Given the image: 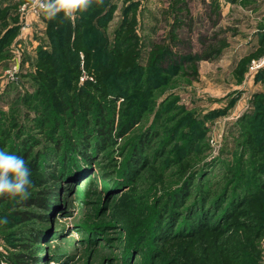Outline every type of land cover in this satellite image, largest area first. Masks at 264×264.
<instances>
[{"label":"rangeland","instance_id":"1","mask_svg":"<svg viewBox=\"0 0 264 264\" xmlns=\"http://www.w3.org/2000/svg\"><path fill=\"white\" fill-rule=\"evenodd\" d=\"M118 1L120 7L122 2L124 7L130 1L139 4L140 64L148 69L136 90L122 92L114 103L113 97L94 94L101 99L98 105L109 106L113 138L90 159L88 172L81 167L79 177L62 176L59 186L56 164L31 170L29 198L56 191L51 211L23 206L19 198L0 200V219L9 221L0 225V264H18L19 255L29 264H264V230L255 237L258 220L248 214L251 207L230 227L225 223L217 229L213 223L220 212H212L223 192L229 197L251 193L264 177V76L250 71L253 61L264 58L262 38L263 50L250 54L264 34V6L254 9L255 0H214L220 6L213 23L205 16L213 11L211 0ZM5 4L15 6L0 0V7ZM17 10L6 20V28L11 24L16 30L6 49L9 56L0 62V143L5 151L16 150L26 128L28 136L43 139L33 121L37 114H27L25 102L38 88L24 77L35 72L38 57L28 43L19 56L22 69L14 68ZM175 13L181 22L173 19ZM115 28L112 24L108 30L109 39ZM168 48L169 60L155 64L154 58ZM256 141L260 147L254 149ZM196 205L209 209L208 231L191 232L188 226L187 234L173 239L156 232V224L162 216L170 218L172 209L174 231L184 229ZM23 212L34 218L23 222ZM32 231L45 240L35 244ZM149 251H155L150 259Z\"/></svg>","mask_w":264,"mask_h":264},{"label":"trees","instance_id":"2","mask_svg":"<svg viewBox=\"0 0 264 264\" xmlns=\"http://www.w3.org/2000/svg\"><path fill=\"white\" fill-rule=\"evenodd\" d=\"M227 1L233 3L237 0ZM138 6V2L130 1L124 7L122 18L116 25L112 39H109L107 32L111 28L110 23L117 10V5L113 0H104L102 6L94 5L88 11L78 13L74 23L62 20V18L55 21L46 20L47 37L51 49L41 48L37 52L35 72L28 74L30 72L28 71L24 75L30 84L38 87L34 94L28 95L25 102L28 106L27 114L33 112L37 114L33 121L43 139L39 141V138L33 135L28 136L27 128L25 130L21 128L18 146L16 150L11 148L9 152L22 156L32 171L37 170L40 164L45 169L56 164L60 173L57 184L59 186L64 176L70 175L69 179H73V177L80 176L81 167L91 168L90 159L101 150L100 146L104 148L105 144H109L113 138L112 126L108 124V113H106L109 106L106 102L104 105H98L101 99H95L94 94L100 95L101 93L103 99L107 100L113 97L110 102L114 103L122 92L136 90L139 79L144 76L143 71L148 69L140 64L142 37L137 30L140 20L137 13ZM16 8L17 5L0 7V26L3 28L8 26L9 23L6 20L11 18ZM171 29L175 32V27L172 26ZM15 30L16 27H11L10 24L8 28L0 31V62H4L9 56L6 49L13 40ZM168 52L169 48L160 55L158 54L154 58L155 64H161L162 61L168 59ZM80 54L85 57L83 67ZM176 55L178 60L184 61L182 55ZM259 73L257 78L264 76L263 70ZM84 75L88 76V79L82 82L81 78ZM110 75L113 76L112 82L108 81L111 79ZM113 80L118 83H113ZM255 103L263 104L257 101ZM127 127L128 125L125 126ZM95 137L97 141L93 142ZM251 145H255L254 149L257 146L260 147L257 141ZM2 148L0 143V150H3ZM77 162L78 164H75ZM88 168L84 169V172ZM254 190L251 193L242 192L239 193L240 195L234 194L231 197L223 192L213 204L212 212L216 210L220 212L218 220L213 223V228L217 229L219 224L225 223L226 227H230L232 220L237 218L236 216L243 215V211L251 207L248 214L253 213V220H258L255 224L259 232L255 234V237L259 235L260 230H264V198H262L264 177L260 180V186L258 185ZM186 191L184 189L182 194ZM56 194V191L43 190L25 200L23 206L51 211L56 203L53 199ZM9 199L11 198H0L1 202ZM227 199L230 200L228 205ZM208 210L205 205H196V208L190 212L192 213L191 223L185 225L186 222H184V229L174 231V220L177 215L172 209L170 218L161 215L162 219L156 224V232L158 230V234H163L161 238L168 236L169 239H173L181 234H187L188 230L185 227L188 226L191 232L208 231L207 228L211 225L210 218L207 216ZM20 216L23 222L34 218V214L29 212H23ZM185 217L184 215V221ZM31 238L35 244H39L45 240L46 236L32 231ZM154 252L149 251L147 254L149 259ZM18 258V264H29L23 259L25 258L23 255H19Z\"/></svg>","mask_w":264,"mask_h":264},{"label":"clouds","instance_id":"3","mask_svg":"<svg viewBox=\"0 0 264 264\" xmlns=\"http://www.w3.org/2000/svg\"><path fill=\"white\" fill-rule=\"evenodd\" d=\"M103 3L104 0H29L31 8L47 21L62 18L72 23L78 13H84L94 5L102 6ZM32 186L31 169L27 161L20 155L0 150V198L27 200ZM8 223L7 217L0 219V225Z\"/></svg>","mask_w":264,"mask_h":264},{"label":"built area","instance_id":"4","mask_svg":"<svg viewBox=\"0 0 264 264\" xmlns=\"http://www.w3.org/2000/svg\"><path fill=\"white\" fill-rule=\"evenodd\" d=\"M10 1H14V5L17 4V11L20 17L18 46L14 49L17 55L15 56L17 62L14 63V68L22 69V61L19 60V56L24 54V43H28L29 46H32L31 49L33 50V54L37 53L41 47L44 50L50 49L48 41L42 42L43 38L47 36V22L43 15L31 8L29 0ZM80 56L82 57L81 65L83 67L85 57L83 54H80ZM262 68H264V58L262 60L253 61L250 71L255 74L260 72ZM86 79H88V76L84 75L81 81L83 82Z\"/></svg>","mask_w":264,"mask_h":264},{"label":"crops","instance_id":"5","mask_svg":"<svg viewBox=\"0 0 264 264\" xmlns=\"http://www.w3.org/2000/svg\"><path fill=\"white\" fill-rule=\"evenodd\" d=\"M123 1V0H122ZM135 2H137V1H135ZM255 2V4H254V6H253V8L254 9H258V8H260L261 6H264V2H262V3H260L261 2V0H255L254 1ZM114 3L117 5L118 3H119V1L117 0V2H115L114 1ZM119 5V4H118ZM117 5V10H116V12L114 13V18H113V20H112V22L110 23L111 24V27H112V24H114L115 26L119 23V21L121 20V18H122V15H121V11H120V8H124V4H123V2H122V7H120V6H118ZM228 5H231V4H228ZM233 5V4H232ZM219 6L220 5H218V2H216V1H214V0H211V3H210V7H212V10L213 11H211L210 10V12H208L205 16H206V18L207 19H209L210 21H211V19L212 18H214V17H216V12L215 11H218V9H219ZM3 7H8V6H6V4L5 5H3ZM178 13H175L174 15H173V19L174 18H176V19H181V20H183V18H180L178 15H177ZM77 16H78V14H77ZM205 16L204 15H200L199 16V18H202V19H206L205 18ZM181 20L180 21H178V22H181ZM211 22H213V21H211ZM213 23H215V22H213ZM262 31H264V28H263V30ZM260 38H262V39H264V34H261L260 35V37H258V39H257V48H255V50H254V52L252 51L250 54H255V53H257V54H259L262 50H263V48L262 47H260V44H259V40H260ZM45 41H48L49 42V39H48V37L47 36H45L44 38H43V40H42V42H45ZM49 45H50V42H49ZM259 45V46H258ZM42 48V47H41ZM41 48H39V50L41 49ZM50 49H51V46H50ZM260 51V52H259ZM256 54V55H257ZM250 55H248L247 57H243L242 59H244V58H248Z\"/></svg>","mask_w":264,"mask_h":264}]
</instances>
